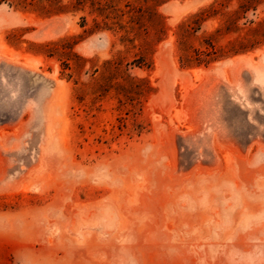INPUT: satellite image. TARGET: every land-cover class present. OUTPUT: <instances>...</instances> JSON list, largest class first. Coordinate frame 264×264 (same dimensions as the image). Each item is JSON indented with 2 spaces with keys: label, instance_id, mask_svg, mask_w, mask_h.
Returning <instances> with one entry per match:
<instances>
[{
  "label": "rangeland",
  "instance_id": "374dc122",
  "mask_svg": "<svg viewBox=\"0 0 264 264\" xmlns=\"http://www.w3.org/2000/svg\"><path fill=\"white\" fill-rule=\"evenodd\" d=\"M261 212L264 0H0V264H228Z\"/></svg>",
  "mask_w": 264,
  "mask_h": 264
},
{
  "label": "clouds",
  "instance_id": "9594fccd",
  "mask_svg": "<svg viewBox=\"0 0 264 264\" xmlns=\"http://www.w3.org/2000/svg\"><path fill=\"white\" fill-rule=\"evenodd\" d=\"M80 175L83 176L84 173H80ZM94 178L101 181L112 180V177L108 174L107 167L97 169ZM250 219L254 220L257 224L264 226V212H261ZM249 227H251V225H249ZM17 264H33V260L30 254L22 252L17 257ZM128 264H136V262L135 260L130 259ZM228 264H264V246H256L254 244L247 250L234 248L232 250V256L228 260Z\"/></svg>",
  "mask_w": 264,
  "mask_h": 264
}]
</instances>
